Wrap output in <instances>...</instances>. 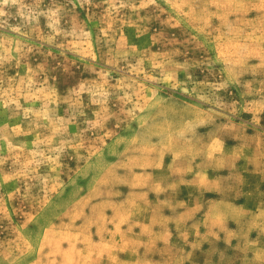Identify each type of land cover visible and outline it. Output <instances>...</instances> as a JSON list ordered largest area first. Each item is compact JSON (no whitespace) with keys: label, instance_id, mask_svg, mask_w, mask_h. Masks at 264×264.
Listing matches in <instances>:
<instances>
[{"label":"rangeland","instance_id":"374dc122","mask_svg":"<svg viewBox=\"0 0 264 264\" xmlns=\"http://www.w3.org/2000/svg\"><path fill=\"white\" fill-rule=\"evenodd\" d=\"M0 264H264V0H0Z\"/></svg>","mask_w":264,"mask_h":264}]
</instances>
